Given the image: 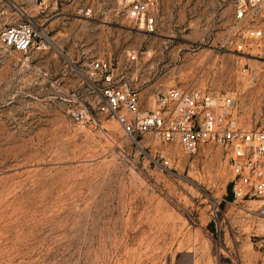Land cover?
I'll use <instances>...</instances> for the list:
<instances>
[{
	"label": "rangeland",
	"instance_id": "obj_1",
	"mask_svg": "<svg viewBox=\"0 0 264 264\" xmlns=\"http://www.w3.org/2000/svg\"><path fill=\"white\" fill-rule=\"evenodd\" d=\"M233 2L158 0L147 31L114 2L0 0V32L27 20L39 38L0 43V264H264V217L234 197L223 147L134 142L91 70L107 61L144 106L171 87L229 92L237 123L264 128V21L244 38Z\"/></svg>",
	"mask_w": 264,
	"mask_h": 264
},
{
	"label": "built area",
	"instance_id": "obj_2",
	"mask_svg": "<svg viewBox=\"0 0 264 264\" xmlns=\"http://www.w3.org/2000/svg\"><path fill=\"white\" fill-rule=\"evenodd\" d=\"M34 1L41 4L44 0ZM103 1L116 3V7L105 11L125 16L138 28L154 29L155 20L150 12L158 0ZM233 3L236 31L246 39H260L264 0H234ZM90 12L91 8H86L84 14ZM36 40H39L38 34L27 20L9 23L0 32V43L17 52H25ZM91 70L101 72L106 82L103 89L106 101L102 109L111 112L128 138L134 142L144 137L176 142L188 153H195L205 145L223 147L234 197L258 202L253 211L264 217V128H247L237 123L233 94L171 87L156 90L151 95V105L144 106L136 88L114 81L107 61L92 62ZM168 162L162 160L163 167H167Z\"/></svg>",
	"mask_w": 264,
	"mask_h": 264
},
{
	"label": "crops",
	"instance_id": "obj_3",
	"mask_svg": "<svg viewBox=\"0 0 264 264\" xmlns=\"http://www.w3.org/2000/svg\"><path fill=\"white\" fill-rule=\"evenodd\" d=\"M39 5H41V4H39ZM243 201V200H242ZM246 202H248V201H246ZM165 238V237H164ZM160 239V238H159ZM160 243H159V247L161 248V241H159ZM163 247L164 248H166V242L164 241V244H163ZM190 256H192V254H191V252H189V251H185V252H181V257H180V261L181 262H183V263H185V264H187V262L188 261H192V258H191V260H189V257ZM168 262V261H167ZM169 263H170V261H169Z\"/></svg>",
	"mask_w": 264,
	"mask_h": 264
}]
</instances>
